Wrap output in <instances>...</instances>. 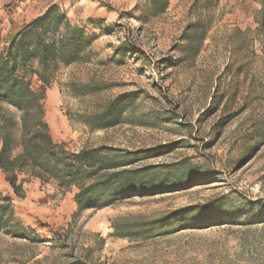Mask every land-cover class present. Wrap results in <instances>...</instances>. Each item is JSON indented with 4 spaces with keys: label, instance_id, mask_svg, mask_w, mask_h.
<instances>
[{
    "label": "rangeland",
    "instance_id": "rangeland-1",
    "mask_svg": "<svg viewBox=\"0 0 264 264\" xmlns=\"http://www.w3.org/2000/svg\"><path fill=\"white\" fill-rule=\"evenodd\" d=\"M152 1L0 0V51L50 6L92 37L80 61L57 65L45 81L20 71L43 92L55 142L70 152L153 150L141 165L183 162L193 178L74 220L75 186L31 177L20 198L0 169V192L25 234L0 232V264H264V0H157L164 10ZM121 94L133 98L123 122L91 130L84 120ZM214 199L228 215L146 240L110 235L117 218Z\"/></svg>",
    "mask_w": 264,
    "mask_h": 264
},
{
    "label": "trees",
    "instance_id": "trees-1",
    "mask_svg": "<svg viewBox=\"0 0 264 264\" xmlns=\"http://www.w3.org/2000/svg\"><path fill=\"white\" fill-rule=\"evenodd\" d=\"M164 10L166 3L152 1ZM202 41L203 34L199 35ZM92 45L84 28L70 25L56 6L25 23L10 36L0 51V169L16 197L22 198V183L37 178L42 183L56 182L61 189L77 188L74 194L76 216L86 210L115 206L131 196L157 193L163 185L192 181L185 177L183 162L171 171L158 165H141L153 157V150L115 148L107 145L82 147L67 151L55 142L44 120L43 92L31 88L26 70L47 80L46 72L57 65L80 61ZM133 105L129 94H121L100 112L84 121L91 130L106 129L123 122L125 112ZM26 178L19 179V175ZM220 201L180 207L153 218H117L112 221L114 237L146 240L155 235L174 233L228 212H215ZM0 232L25 235L14 217L13 199L0 192ZM104 239L100 238V242ZM61 264H84L80 260Z\"/></svg>",
    "mask_w": 264,
    "mask_h": 264
},
{
    "label": "crops",
    "instance_id": "crops-1",
    "mask_svg": "<svg viewBox=\"0 0 264 264\" xmlns=\"http://www.w3.org/2000/svg\"><path fill=\"white\" fill-rule=\"evenodd\" d=\"M37 179V178H36ZM38 181H40L39 179H37ZM41 182V181H40ZM17 213L15 212V209H14V217H15V219L17 220Z\"/></svg>",
    "mask_w": 264,
    "mask_h": 264
},
{
    "label": "bare ground",
    "instance_id": "bare-ground-1",
    "mask_svg": "<svg viewBox=\"0 0 264 264\" xmlns=\"http://www.w3.org/2000/svg\"><path fill=\"white\" fill-rule=\"evenodd\" d=\"M0 182H1V175H0Z\"/></svg>",
    "mask_w": 264,
    "mask_h": 264
}]
</instances>
